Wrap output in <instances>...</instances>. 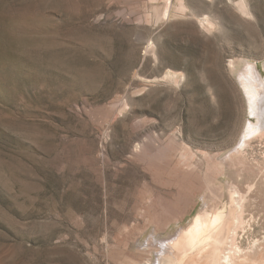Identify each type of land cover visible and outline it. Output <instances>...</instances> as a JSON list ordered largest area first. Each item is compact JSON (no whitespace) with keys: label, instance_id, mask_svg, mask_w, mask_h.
I'll return each mask as SVG.
<instances>
[{"label":"rangeland","instance_id":"obj_1","mask_svg":"<svg viewBox=\"0 0 264 264\" xmlns=\"http://www.w3.org/2000/svg\"><path fill=\"white\" fill-rule=\"evenodd\" d=\"M250 67L264 0H0V264H264Z\"/></svg>","mask_w":264,"mask_h":264},{"label":"bare ground","instance_id":"obj_2","mask_svg":"<svg viewBox=\"0 0 264 264\" xmlns=\"http://www.w3.org/2000/svg\"><path fill=\"white\" fill-rule=\"evenodd\" d=\"M179 7L181 9H185L186 6L183 4V2H181ZM211 7L212 6H210V8ZM165 8H167V7H165ZM244 10H246V9H244ZM203 21H206L209 24L211 23V19L209 18L208 15L204 16V18L202 19L201 22H203ZM240 75L243 79V83L245 84L244 86H245V89L247 90V94L249 95L251 114H253L259 121L257 123H254L252 121L249 122L247 131L245 132V139L243 141L244 144L242 143V145H239L237 148H235V149H237V153L239 155L243 154L246 151V146H248L250 144V142L252 141L253 138L259 137V136H264V82L261 81L259 78V75L256 72H254L253 67H250L249 69L246 68L245 70H242L240 72ZM165 76L171 77V78L177 77V78H179V80L182 79L181 73L172 72V71H168L165 74ZM248 189L250 190V188H248ZM231 190H232V197L235 196V197H233V198H235L234 199L235 202L237 200L240 201V199H244L245 195H241L236 188H233ZM191 225L192 226L190 228V237H189L190 243L195 244V245H200V247L202 246L201 249L198 251V256L203 255L202 257L205 258L204 259L205 262H207L209 264H236L235 263V256L236 255L234 252H230V251L225 252L221 249L220 245H217L216 243H214L215 241L219 242L220 238L222 236L220 238L216 237V238L212 239L211 233L215 229H217L219 232L223 231L221 229L220 218L217 214H213L212 217L210 219H207V220H202L199 216H197L193 220V223ZM222 228H224V227H222ZM218 234L219 233L217 232V235ZM225 234L227 235V233H225ZM226 238H228V236L227 237L225 236V238H223V239H225L224 242H226ZM211 242H213V243H211ZM191 244H189V245H191ZM202 244H204V245H202ZM183 250H185V249H183ZM198 261H201V260H198ZM207 263H205V264H207ZM164 264H172V263L170 261L166 260V262ZM194 264H196V263H194ZM237 264H239V263H237Z\"/></svg>","mask_w":264,"mask_h":264}]
</instances>
